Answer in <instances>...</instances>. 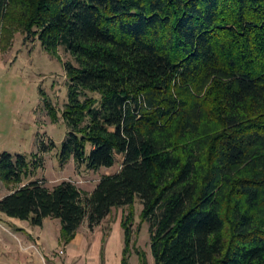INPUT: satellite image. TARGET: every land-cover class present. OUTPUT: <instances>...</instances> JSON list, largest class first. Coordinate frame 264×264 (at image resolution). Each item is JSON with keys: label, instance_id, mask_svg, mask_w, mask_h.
<instances>
[{"label": "trees", "instance_id": "trees-1", "mask_svg": "<svg viewBox=\"0 0 264 264\" xmlns=\"http://www.w3.org/2000/svg\"><path fill=\"white\" fill-rule=\"evenodd\" d=\"M19 29L76 62L64 63L60 160L123 162L86 196L70 180H31L0 212L58 218L65 244L128 206L129 264L138 196L156 264H264V0H0L4 41ZM28 164L3 152L0 180L20 182Z\"/></svg>", "mask_w": 264, "mask_h": 264}, {"label": "rangeland", "instance_id": "rangeland-1", "mask_svg": "<svg viewBox=\"0 0 264 264\" xmlns=\"http://www.w3.org/2000/svg\"><path fill=\"white\" fill-rule=\"evenodd\" d=\"M4 35L5 32L0 30V155L8 152L16 158L23 154L29 166L28 173L20 182L5 183L0 180V198L20 185L37 179L49 188L63 180H70L83 196L90 194L102 176L119 171L123 154H116L112 166L96 169H88L85 163L79 165L73 157L66 162L60 160L62 144L70 129L62 116L69 99V82L64 63H76L74 57L63 46H59L54 55L42 47L38 38L25 40V33L21 29L13 31L8 41H4ZM47 101L56 108L59 116L57 120L51 118ZM90 149L88 145L87 152ZM35 161L39 162L38 166ZM142 208L136 196L133 205V234L126 252L127 260L129 264H141L137 248L144 252L145 264H156L150 246L149 222L141 218ZM128 212V206L112 209L103 224L107 236L116 219L120 216L123 218ZM46 219L44 229L50 235L56 225L53 217ZM57 221L60 223L59 219ZM37 226L30 220L0 212V262L9 261L13 264L14 260L5 243L8 241L15 244L13 252L17 249L23 252L17 235L29 227L37 229ZM122 243L124 250V230ZM100 253L103 260V248Z\"/></svg>", "mask_w": 264, "mask_h": 264}, {"label": "crops", "instance_id": "crops-1", "mask_svg": "<svg viewBox=\"0 0 264 264\" xmlns=\"http://www.w3.org/2000/svg\"><path fill=\"white\" fill-rule=\"evenodd\" d=\"M46 218L37 229L29 227L17 235L23 252L19 249L13 252L15 244L8 241L5 243L15 262L13 264H122V216L113 223L105 241L103 224L106 218L93 229H90L87 221L84 220L72 240L65 244L60 240L61 222L58 223V218L52 219L56 228L49 235L44 229ZM102 248L103 260L100 253ZM0 264H11V262H0Z\"/></svg>", "mask_w": 264, "mask_h": 264}]
</instances>
